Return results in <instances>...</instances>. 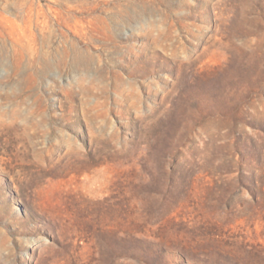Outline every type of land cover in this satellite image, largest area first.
<instances>
[{
    "label": "rangeland",
    "instance_id": "1",
    "mask_svg": "<svg viewBox=\"0 0 264 264\" xmlns=\"http://www.w3.org/2000/svg\"><path fill=\"white\" fill-rule=\"evenodd\" d=\"M0 264H264V0H0Z\"/></svg>",
    "mask_w": 264,
    "mask_h": 264
},
{
    "label": "bare ground",
    "instance_id": "2",
    "mask_svg": "<svg viewBox=\"0 0 264 264\" xmlns=\"http://www.w3.org/2000/svg\"><path fill=\"white\" fill-rule=\"evenodd\" d=\"M101 28L105 32V34L110 36V27H109V24L106 22V20H103L101 22Z\"/></svg>",
    "mask_w": 264,
    "mask_h": 264
}]
</instances>
